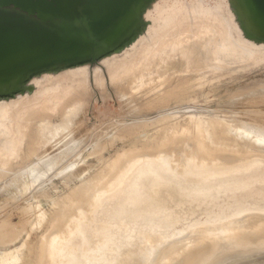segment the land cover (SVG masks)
I'll list each match as a JSON object with an SVG mask.
<instances>
[{
    "label": "bare ground",
    "instance_id": "6f19581e",
    "mask_svg": "<svg viewBox=\"0 0 264 264\" xmlns=\"http://www.w3.org/2000/svg\"><path fill=\"white\" fill-rule=\"evenodd\" d=\"M149 8L154 10L152 14L149 13ZM145 17L151 21L143 28H138L137 24ZM142 49L144 50L141 51ZM134 57H137L135 64L128 67L125 77L113 80L115 85L120 86L122 81H126L124 86H129L131 82L133 86L137 80L150 82L153 78L168 77L167 79L172 81V86L170 91L166 92L167 96L173 97L172 102L192 100L197 97V86L204 89V85L198 84L197 76L202 77L208 67L213 65L221 69H232L255 61L256 64H261L264 61V30L259 29L254 20H250L244 0H148L141 5L138 14L128 21L119 39L98 54L97 61L87 58L49 66L27 73L9 86H0L1 148L16 138L18 113L22 114L18 145L12 150L0 149V159H3V162L10 160L18 164L24 161L35 152V147L41 149L53 142V138L56 140L64 128L65 130L69 128L66 130L69 131L67 135L73 134L72 139L67 136L71 139L70 146L62 147L61 151L52 153L53 155L48 153L52 156L49 155L50 158L43 160L35 170L27 173L11 170V177L4 183L5 185L0 186V190L4 188L10 191V188L15 186L14 198L17 200V196L19 198L25 193L28 194L33 184L49 172L66 173L80 166L81 162H85L83 152L86 149H90L87 156L97 154L103 149L114 147L120 139L125 141L127 138H136L153 128L152 123L146 124L145 117L142 120L138 118L120 121L117 118V124L112 120L115 126L110 120L111 127H119L108 136L103 134L104 132L97 134L95 125L96 132H87L85 128L88 124L78 121L83 116L80 101L88 97V94L92 95L88 93L91 92L89 83L102 79L110 80ZM263 71L264 66L260 72ZM259 73H255L254 78H258ZM248 77L240 78L238 82L248 81L250 79ZM224 86L227 87L228 84ZM249 89L252 90L254 87ZM236 91L231 89L229 94L235 95ZM86 100L88 101L87 98ZM133 102L136 100L130 103L133 105ZM260 102H264V96H260L259 93L245 99V103ZM160 105L162 107L161 103ZM132 107L130 109L135 110V107ZM261 108L256 106V109H241L239 113L245 115L247 119L240 121L236 129L231 130L226 129L231 128V123L228 121V124L225 123L223 117L219 119L216 115L192 112L182 114L175 110L158 113L159 116L157 114L154 118L158 117L155 123L157 128L161 126L157 130L160 134L149 140L141 150L137 145H132L123 151H117L114 158L109 155L93 174L81 177L80 182L83 184L78 190L71 192L70 196L67 194L69 196L67 198L66 195L63 197L66 198L64 205L69 203L67 207L61 203L64 208L59 207L58 210L60 204L57 203L61 199L56 203L53 200L48 213H37L41 216L34 214L29 216L32 211L26 213L29 218L28 229L17 232L13 238L4 239L10 232H7L4 238L0 237V264H154L165 244L152 250L148 242L133 239L121 246V251L115 258L96 256L94 241L98 239L100 231L96 229L93 231L92 223L89 224L90 220L86 219L96 220L98 205L123 193L119 201L113 205L115 214L120 216H117V220L120 221L123 217L121 215L124 214L134 215L140 210H150L156 212L159 220L164 221L165 226L173 231L220 218L230 219L237 215H240V219L252 215L264 216V128L262 123L260 127L255 122L264 120V109ZM187 123L190 124L189 127ZM84 130L87 133L83 132ZM81 132L83 134H80ZM132 133L138 135L132 137ZM182 138L185 139L184 143L188 145L190 143L192 149L190 157L181 155L180 165L170 164L165 170L160 166L163 159L158 156L181 143ZM58 141L62 144L61 142L65 140ZM55 142L54 145L57 144V141ZM69 149L73 159L68 161L65 158L67 163L63 166L59 165L60 161L59 164L53 163L59 160L61 155L66 157L64 153L67 154ZM171 157L173 158V155ZM3 162L0 161V182L7 179L9 168L18 169L13 163V166L9 164L11 167L7 166L8 162L1 165ZM145 167L148 171L146 170L139 180L127 182L135 172H144ZM12 172L15 173L13 176ZM94 175L96 177L92 179ZM21 178L23 184L20 183ZM140 195L139 203L142 206H137V198ZM28 205L19 204L27 208ZM1 207L4 206H0V209ZM24 209L22 211H25ZM30 209L29 207L28 210ZM2 223L1 225L6 226L5 222ZM8 223L10 225V222ZM39 227L41 229L36 237L30 241L31 231ZM11 229H14L13 232L16 230ZM3 233H6L5 230ZM262 253L264 236L243 238L237 231L221 241L213 251L199 257L196 264H233Z\"/></svg>",
    "mask_w": 264,
    "mask_h": 264
},
{
    "label": "rangeland",
    "instance_id": "374dc122",
    "mask_svg": "<svg viewBox=\"0 0 264 264\" xmlns=\"http://www.w3.org/2000/svg\"><path fill=\"white\" fill-rule=\"evenodd\" d=\"M148 11L150 14H152V12H154V10L151 8H149ZM150 21L151 20H149L148 18L145 17V19L140 20V23L137 24V27L143 28L144 26L149 24ZM143 50L144 49H142L141 51H143ZM136 58L134 57L129 63H127L124 66V68L117 75H115V77H112L110 80L102 79L100 81H94L92 83H89V85L91 86V89H90L91 92H88V93H90L92 95L90 96L88 94V97L83 98V100H81L82 102L80 101L81 111L83 112V113L82 112L81 113L83 114L84 117L81 116L78 121L79 122L84 121L88 124V125L86 124L87 126L85 128V130L87 132H90V131L96 132L95 130H97L98 131L97 134H101L104 132L103 134L108 135V136L112 135L115 131H117V128L119 126L115 127L116 129L111 127L112 123L114 124V121H112V120H115L116 124L118 123L117 118H118V121H120L123 119L124 120H130V119L131 120H134V119L137 120L138 118H140L142 120L145 117L144 120H145V122H147L146 124L151 125V123H152L153 125H151V126H153V128L151 127V129H149L145 133V135L140 134L139 136H137L138 135L137 133H135L134 135L132 133V135H131L132 137L133 136H137V137L136 138H127L125 141L124 140L122 141V139H120L114 147H111V148L108 147L105 150L103 149L102 151H100L97 154L87 156V153L90 151V149L89 148L86 149L83 152V158H85V162H83V163L81 162L80 166L78 165V166L74 167L73 169H75V170L72 169L66 173H58L57 171L49 172L48 175L37 180L33 184L32 188L30 189V192H27L28 194L25 193L23 196H20L19 197L20 199L18 198V196H17V200H16V198H14L15 197L14 192L16 191L15 186H12L10 188V191L2 188L0 190V199H1L0 200V206H4V207H1L2 209H0V219H1L0 222L4 220L3 223L2 222L1 223L4 224V222H5L6 226H5V224L1 225V223H0V229L2 232L5 230L6 233L2 234V232L0 231V237L4 238V235L5 234L7 235L8 234L7 232H10L9 233L10 236L8 235L4 239H7L8 237L13 238L14 236L17 235V232L19 233L20 231H23L26 228L28 229V219L29 218L26 215L28 213H30V211H32V213L29 214V216L33 215V214L36 216H41L42 213H48L49 207H50L49 205H50V203H52L53 200H55V203H56V201H58V199L59 200L61 199L60 202L57 203V204H60V206L57 205L58 210H59V207H60V209H61V207L64 208L63 207V205L65 203L64 199L66 200V198L70 196L69 194H72L73 191L75 192L76 190H78L82 186L81 184H83V183L80 182L81 177L85 176V174L88 176L93 174L95 169H98L101 166L103 160L107 159L109 157V155H111V157L114 158L117 154V151H123L124 149H127L132 145H137L138 148L141 150V148H143L144 145L148 144L149 140L154 139V137H156L160 134V133H157V130H158V128L160 129L161 126L158 125L159 127L157 128L156 127L157 123H155V120L158 117L154 118L158 113L163 114V113H167L169 111L175 110V111H180L182 114H185L187 112H189V113L192 112V113H196V114H205V115L211 114L214 116L216 115V117L219 119H221L223 117L222 120H224L225 123H227V124H228V122L231 123V128L230 127L226 128V126L224 125V128L231 130V129H236V125H238L240 121H246V119H247L245 115H241L239 113L241 111V109L242 110L243 109L249 110V109H253V108L256 109V106L258 108L263 107L261 109H264V102H260L259 104L245 103V99L249 98L250 95H251V97H254L255 95L257 96L259 93L260 96H264V89H263L264 88V80H262L263 83L261 81V79L264 78V71L260 72L262 67L264 66V61L261 62V64H256V61H255L252 64L237 67V68H232V69H221L220 67H216V66L212 65V66H210L204 70V71H206V73L203 74L202 77L197 76V80H199L198 84L204 85V89H200L199 86H197L198 92L196 94L197 97L195 99H192V100L184 99V100H178L176 102H172L171 100H173L172 99L173 97L169 96V95L167 96L168 92L170 91V87L172 86V81L168 80L167 79L168 77H166V78L163 77V78H158V79L153 78V80H150V82L147 80H137V82L134 83L133 86H132V82L129 86H124L126 84V81L125 82L122 81V83H120L121 87L119 86V84L115 85V82L113 80L119 79L121 77H125L126 76L125 74H127V72H128L127 71L128 67L129 66L131 67L132 64H135ZM209 65H211V64H209ZM255 73H259L258 78L257 77L254 78ZM169 74H170V72H169ZM166 75L168 76V74H166ZM247 76H249L248 78H250L248 81H239L238 82V80L240 78L244 79ZM251 77H252V79H251ZM154 79H157V81ZM233 80H235L237 82H234ZM151 81H155V82H151ZM144 83H146V84H144ZM225 84H228V86L227 87L224 86ZM242 84H243V86H242ZM244 85H245V87H244ZM256 86H257V88H256ZM250 87H254V89L250 90L249 89ZM243 88H244V90H243ZM148 89H149V91H147ZM231 89L237 90L236 92H234L235 95L229 94V91ZM246 89L247 90L249 89L248 92L245 91ZM145 90H146V92H145ZM161 90L163 92H160ZM239 90H240V92H239ZM242 90L244 91L243 93H241ZM257 90H259V92ZM154 91H156V92H154ZM166 91H168V92H166ZM144 92L145 93L148 92V93L145 94ZM262 92H263V94H262ZM165 93H166V95H165ZM103 94H106V95H103ZM160 95L162 98L160 97ZM158 96L160 98H158ZM133 97L134 98L137 97V98L134 99ZM244 97H245V99H244ZM86 98L90 102H88L86 100ZM126 98H127V100H126ZM154 98H156V99L154 100ZM168 98H171V99L168 100ZM84 99H85V101H84ZM125 100H126V102H125ZM129 100H131V101H129ZM135 100H136V102H133V103L136 105H134V104L132 105L130 102L135 101ZM128 101H129L130 105H129ZM124 102H125V104H124ZM160 103L162 104V107H161ZM166 103H167V105H166ZM86 104L89 105V107H87ZM84 105H86V106H84ZM137 105H139V107ZM78 106H79V103H78ZM130 106L131 107L134 106L135 110L130 109L131 108ZM136 106L138 109L136 108ZM82 107H83V109H82ZM85 107H86V109L87 108H89V109L86 110V109H84ZM134 107H132V108H134ZM128 110H130L129 114L127 113ZM137 111L142 112L143 114H145V116L142 113L140 114V112L138 113ZM86 113H88V114H86ZM21 115L18 113L16 138L14 139V141L9 143L6 147H3V148L0 147L1 150H7V149L12 150L13 148L17 147V145H18L17 140L19 139L20 134H21V132L19 131V129L21 128V124H22V116ZM149 116L151 119L149 118ZM157 116H159V114ZM235 116H237V117H235ZM110 120L112 123L110 122ZM148 120L150 122H148ZM107 121H108V123L109 122L110 123L108 124ZM255 122L259 126L262 123L263 127L262 126H260V127L264 128V120H263V122H258L257 120H255ZM94 125H95V128L97 126V128L95 130H94ZM186 125H187V127H189L190 124L187 123ZM100 126L101 127L103 126L104 128L103 127L101 128ZM113 126H115V124ZM66 130H69V128ZM66 130L64 128V131H62L63 133L61 132L62 135L59 134V136H57L59 138L56 137V140H54V138H53L52 139L53 142H50V144L45 145V147L43 146L44 149H42L43 147L41 149H39L38 146H37V148L35 147V152L32 153L27 159H25L24 161H22L18 164H17V162H15V164H14V162H12L10 160H9L10 162L7 160L8 163L5 161L3 162V159H0V161L3 162V164L1 163V165H4V163H7L8 165L7 164H5V165H7L8 167H11V165L9 166V164L13 163L14 166L18 167V169H13V168L10 169L9 168V175H7V179H5L3 182H0V186H2L11 177V174H10L11 170H13V172H15L16 170H17V172H19L18 170H20L19 173H21V171L24 173L31 172V171L35 170V167H37L38 165H41V162L43 160H48V158H50V156H52L54 153L61 151L62 147L66 148V147L70 146L71 145L70 140L72 139L73 134L72 133H71V135L68 134L71 137V139H70V137H67L68 136L67 133L69 131H66ZM85 130L83 132H86ZM106 131H110V132L105 133ZM83 132H81L80 134H83ZM86 133H84V134H86ZM63 134H66V135L64 136ZM76 134H78V133H76ZM76 134H74V136ZM74 136H73V138H74ZM66 137H67V139H66ZM124 138H126V137H124ZM147 138H148V140H147ZM58 139H60V141H62V140L66 141L67 140L66 141L67 143L65 141H62L61 142L63 144V146H62V144H59ZM184 140L185 139L182 138L181 143H178L174 148L167 150L162 156L161 155L158 156V158L160 157V159L161 158L163 159V163L160 165L162 168L167 170V168L169 167L168 165H170V164L174 165V166L180 165L179 162L182 161V158H180L181 155H185V157H190L191 150H192L190 148V143L188 145V143H184L185 142ZM55 141H57V144H59L58 146H57V144H55L56 147L54 145V143H56ZM182 141H183V143H182ZM51 143H53L52 146L54 145L53 148L55 150H52L53 148L51 147ZM87 143H85V145ZM48 146L51 147V149ZM47 148L49 151L47 150ZM22 149L25 150V147L22 146ZM50 150H51V152H50ZM69 151L71 152V149L68 150L67 154L69 153ZM153 151H154V149H153ZM178 152H180V153H178ZM48 153H51V154L53 153V154L51 155ZM67 154L64 153V156H66V157H63L61 155L60 158L61 157L62 158L61 159L59 158V160H57V161H53V163L54 162L58 163V161H60L62 164V165L59 164L60 163L59 162L58 164L60 166L65 165V163H67L66 159H68V161L73 159V157L71 156L70 153L68 155ZM69 155H70V157H68ZM168 155H169V157H168ZM171 155H173V158L171 157ZM168 161H169V163H168ZM13 164H12V166H13ZM16 167H14V168H16ZM146 170L148 171V168L144 169L143 170L144 172H141V171L135 172L133 174V176L131 178H129V180L127 182L132 181V180H139L142 177L141 175L144 174L146 172ZM13 172H12V176L15 174ZM17 172H16V174H17ZM191 175H193V173ZM95 177L96 176L94 175V177H92V179H94ZM20 180H22V182H20V183L23 184L24 183L23 179L21 178ZM24 181H25V179H24ZM21 184H20V186H21ZM123 194H118L115 197H112L110 199H106L100 205H98V208H97L98 212H97V216L95 218L96 220H94V219L92 220L89 218L86 219V221L90 220L89 224H90V222L92 223L91 227H92L93 231H95L94 229H96V231H100L99 235H98V239H96V241H94V244L96 247L95 249L97 251V254H96L97 257H101V256H107L108 257V256H110V257L115 258L119 254V252L121 251V246L125 242L132 241L133 239H137L140 241L148 242V244H150L152 250L160 248L163 244H165L161 248L159 256H158L157 260L154 262V264H196L199 257H202L204 254H207V253L213 251L214 248L217 247L221 241H224L233 232L236 233L238 231L239 236L243 237V238H246V236H247V238H249V237L259 238V237L264 236V229H263L264 228V216H262V215H252V216L245 217L242 219H240V215L234 216L233 218H230V219L229 218H220V219H216L214 221H210L207 223H197V224H195L191 227H188L184 230H178V231H173L170 228H167L165 226V222L159 220L158 214L156 212H153L150 210H140V211L136 212L134 215H131V214L121 215L123 217H121V220L119 221V220H117V218L120 216L115 214L116 210H115V207L113 205H115L119 201V199L122 197ZM64 196L66 198H63ZM140 198H141V195L137 198V200H138V202L136 204L137 206H142L139 203ZM14 200L16 202H14ZM20 203L29 204L28 206L31 209L28 210L29 207L27 208L26 206H24V207L19 206ZM65 205L64 206L67 207L69 205V203H66ZM5 207H7V208H5ZM23 209L25 211H28V212L22 211ZM40 212H41V214L38 215L37 213H40ZM22 219H23V221H22ZM5 220H7V222ZM8 222H10V225ZM13 225H14V227H13ZM1 226H3V227H1ZM10 227L16 228L17 231L15 230L13 232L14 229H11ZM9 228L11 231L9 230ZM20 228H21V230H20ZM40 229H41L40 227L35 228L32 231H31V229H29V231H31L30 241L34 240V238L36 237V235ZM243 261H247L244 264H260V261H262V263H264V253L259 254L258 256L251 258V259H245V260L237 261L233 264H239L240 262H243Z\"/></svg>",
    "mask_w": 264,
    "mask_h": 264
},
{
    "label": "water",
    "instance_id": "95a60500",
    "mask_svg": "<svg viewBox=\"0 0 264 264\" xmlns=\"http://www.w3.org/2000/svg\"><path fill=\"white\" fill-rule=\"evenodd\" d=\"M146 1L0 0V86L49 66L97 61ZM244 1L250 20L264 30V0Z\"/></svg>",
    "mask_w": 264,
    "mask_h": 264
},
{
    "label": "flooded vegetation",
    "instance_id": "af4514ba",
    "mask_svg": "<svg viewBox=\"0 0 264 264\" xmlns=\"http://www.w3.org/2000/svg\"><path fill=\"white\" fill-rule=\"evenodd\" d=\"M81 1H85V0H81ZM135 1H136V0H135ZM128 2L132 3L131 0H128ZM11 7H12V6H11ZM12 8H13V7H12ZM16 10L21 11V9H19V8H17ZM25 14H26V16H28L26 12H25ZM32 17H33V16H31V18H32ZM34 18H38L37 15H34Z\"/></svg>",
    "mask_w": 264,
    "mask_h": 264
}]
</instances>
